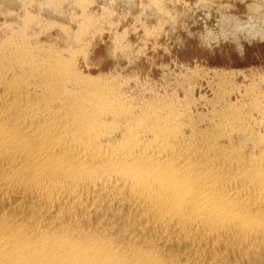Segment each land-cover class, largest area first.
<instances>
[{
    "label": "bare ground",
    "instance_id": "bare-ground-1",
    "mask_svg": "<svg viewBox=\"0 0 264 264\" xmlns=\"http://www.w3.org/2000/svg\"><path fill=\"white\" fill-rule=\"evenodd\" d=\"M28 57H0V264H264V125Z\"/></svg>",
    "mask_w": 264,
    "mask_h": 264
},
{
    "label": "rangeland",
    "instance_id": "rangeland-1",
    "mask_svg": "<svg viewBox=\"0 0 264 264\" xmlns=\"http://www.w3.org/2000/svg\"><path fill=\"white\" fill-rule=\"evenodd\" d=\"M13 54L65 56L137 111L200 123L231 104L264 125V0H0V57Z\"/></svg>",
    "mask_w": 264,
    "mask_h": 264
}]
</instances>
